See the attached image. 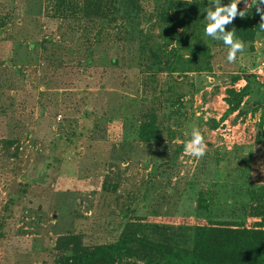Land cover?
Segmentation results:
<instances>
[{
  "label": "rangeland",
  "instance_id": "rangeland-1",
  "mask_svg": "<svg viewBox=\"0 0 264 264\" xmlns=\"http://www.w3.org/2000/svg\"><path fill=\"white\" fill-rule=\"evenodd\" d=\"M169 2L120 0L122 10L108 22L76 19L67 0H0V264L52 261L69 234L89 247L128 228L190 247L202 218L247 225L259 218L251 197L264 189L261 16L255 3L241 0L242 11L250 4L246 15L256 29L250 41L235 36L245 48L229 64L228 47L205 34L210 0H190L196 14L184 38L197 51L179 60V71L155 72L159 53L143 47L138 61L135 45L125 42L163 43L169 26L157 13L173 8ZM226 30L234 31V21ZM170 41L163 60L178 46L176 37ZM168 81L180 108L160 109L169 103ZM247 84L254 90L227 112L228 89ZM145 106L157 110L158 139L134 134ZM193 127L208 146L202 158L184 152ZM41 168L45 179L31 180ZM133 264H145L144 258Z\"/></svg>",
  "mask_w": 264,
  "mask_h": 264
},
{
  "label": "trees",
  "instance_id": "trees-1",
  "mask_svg": "<svg viewBox=\"0 0 264 264\" xmlns=\"http://www.w3.org/2000/svg\"><path fill=\"white\" fill-rule=\"evenodd\" d=\"M58 1L59 5H61L65 0ZM67 1L70 3L72 16L76 19L83 17L88 20L96 16L101 18V20L112 22L117 19L119 10H122L117 4L120 0ZM169 3L173 5V8L170 9L167 6L157 13L158 20L165 22L169 26L167 39L163 43L150 46L151 39L141 40L139 38L136 46L135 37H129L127 42H125V45L129 47L133 44L135 45V51L139 53V56H136L138 61L142 57L141 49L143 47H146L148 50L150 49L155 54L154 56H158L156 53H159L156 65L158 70H155V72L165 71L167 73H174V71H179L177 69L179 60L188 51L191 53L197 51L193 41H186L184 38L186 30L194 23V16L196 14L188 6L191 3L190 0H170ZM124 15L129 20L134 16V13L131 11L124 13ZM254 21L256 20L253 17L247 15L244 18L237 16L234 20L236 38L250 41L255 34L256 28L252 24ZM128 24L131 27L130 23ZM178 26L181 27L180 31L176 30ZM171 33L174 35L173 37ZM174 37L178 41V46L171 50L173 58L169 59L171 56H167L165 53L166 58L163 60L161 51H165L168 48L170 40ZM94 40L101 42L99 38ZM87 41L88 44L85 48L87 55L86 62L90 63L93 59L91 55L92 41L89 39ZM42 47L45 48V44H42ZM111 61L117 62L115 56H111ZM175 76H179L178 73H175ZM246 76L250 80L254 79L253 73H248ZM167 83L169 84V81ZM247 86L248 84L236 92L228 89L232 93L226 97L228 103L227 112L239 108L243 96L254 90L253 87L247 88ZM173 87H176L174 83L169 84V103L163 106L159 103L160 109L169 105L176 108L181 107V101L178 97L171 98L173 96L171 90ZM141 100L145 104L147 97L144 96ZM250 105L257 109L261 104L253 101ZM156 113L157 110L153 107H146L140 112L142 116H138L139 122L134 129V134L137 138L153 140L160 137L162 124L157 121ZM72 133L74 132L72 131ZM5 142L8 143V140H5ZM43 175L44 173H42L41 168L39 174L31 178V180H43L45 179ZM262 191L255 192L251 197L255 202H258L255 208L256 214L259 217L258 219L247 225L240 220L233 222L222 219L202 218L194 224L192 245L190 247L153 240L146 236H140L136 232H131L132 230L128 228L112 242L95 244L89 247H85L80 243L79 234H69L67 246L62 253H58L52 261L43 260L38 264H118L121 262L133 264L136 262L137 256L144 258L145 264H264V189ZM203 203L206 205L205 199ZM133 241H136L139 246H134L132 244Z\"/></svg>",
  "mask_w": 264,
  "mask_h": 264
},
{
  "label": "clouds",
  "instance_id": "clouds-1",
  "mask_svg": "<svg viewBox=\"0 0 264 264\" xmlns=\"http://www.w3.org/2000/svg\"><path fill=\"white\" fill-rule=\"evenodd\" d=\"M241 0H231L229 4H222L221 0H210V8L207 10L206 19L209 21L205 28V34L214 40L222 41L229 49L227 62L235 63L237 54L244 51V43L235 39L234 31H228L227 26L237 16L244 18L250 4L255 3L257 12L261 16L259 27L264 29V0H251L245 10H240ZM214 9V10H213ZM207 143L204 135L198 128L193 127L190 139L184 145V152L195 158H202L207 153Z\"/></svg>",
  "mask_w": 264,
  "mask_h": 264
}]
</instances>
